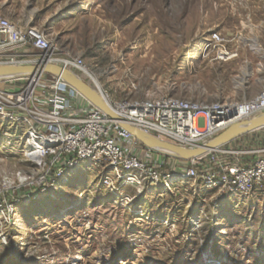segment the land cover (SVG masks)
<instances>
[{
	"label": "rangeland",
	"instance_id": "374dc122",
	"mask_svg": "<svg viewBox=\"0 0 264 264\" xmlns=\"http://www.w3.org/2000/svg\"><path fill=\"white\" fill-rule=\"evenodd\" d=\"M228 1L0 0V16L44 30L58 52L80 57L88 73L74 72L112 102H240L264 84L240 76L261 63L256 54L246 64L239 53L226 62L203 53ZM259 141L264 130L223 149L248 151ZM25 148L24 126L0 123V189L24 172ZM103 175L112 174L83 163L43 191L14 192L12 222H0V264H264V193L232 199L198 179L114 190L102 186Z\"/></svg>",
	"mask_w": 264,
	"mask_h": 264
},
{
	"label": "built area",
	"instance_id": "2783aa9c",
	"mask_svg": "<svg viewBox=\"0 0 264 264\" xmlns=\"http://www.w3.org/2000/svg\"><path fill=\"white\" fill-rule=\"evenodd\" d=\"M230 42L219 32H210L203 53L229 61L238 55L230 49ZM61 53L44 30L21 28L0 16V66L54 64L88 73L80 57ZM47 79L50 83H43ZM0 85L6 86L0 88V123L24 126L26 142L24 172L5 181L0 189V222H12L20 196L14 192L21 188L43 191L65 171L83 163L111 173V177L102 176L101 184L114 190L115 184L139 190L198 179L207 190L232 199L264 193V145L260 141L256 149L238 152L221 147L202 159L182 161L144 147L120 125L126 123L175 146L196 147L233 122L264 113V85L248 100L211 103L169 95L116 103L98 88L121 122L51 75L14 76L0 79ZM236 155L245 156V161L234 160Z\"/></svg>",
	"mask_w": 264,
	"mask_h": 264
},
{
	"label": "water",
	"instance_id": "95a60500",
	"mask_svg": "<svg viewBox=\"0 0 264 264\" xmlns=\"http://www.w3.org/2000/svg\"><path fill=\"white\" fill-rule=\"evenodd\" d=\"M36 73L47 74L59 78L108 117L121 122V119L112 111L99 90L86 83L73 70L54 64H43L38 66H0V79ZM120 125L135 140L148 149L176 160L193 161L204 158L209 153L226 146L243 135L264 129V113L249 119L233 122L205 143L192 148H183L160 141L126 123H120Z\"/></svg>",
	"mask_w": 264,
	"mask_h": 264
},
{
	"label": "crops",
	"instance_id": "0c3cea01",
	"mask_svg": "<svg viewBox=\"0 0 264 264\" xmlns=\"http://www.w3.org/2000/svg\"><path fill=\"white\" fill-rule=\"evenodd\" d=\"M228 3L230 10L219 12L211 22L210 30L219 31L229 39L230 49L237 50L244 63L249 64L250 54L251 57L256 54L261 63L252 64L245 73L240 70V76L264 79V0H231Z\"/></svg>",
	"mask_w": 264,
	"mask_h": 264
},
{
	"label": "trees",
	"instance_id": "16d2710c",
	"mask_svg": "<svg viewBox=\"0 0 264 264\" xmlns=\"http://www.w3.org/2000/svg\"><path fill=\"white\" fill-rule=\"evenodd\" d=\"M34 218L36 219V218H38V217H34ZM35 219H34V220H35ZM27 221H28V220H27Z\"/></svg>",
	"mask_w": 264,
	"mask_h": 264
},
{
	"label": "bare ground",
	"instance_id": "6f19581e",
	"mask_svg": "<svg viewBox=\"0 0 264 264\" xmlns=\"http://www.w3.org/2000/svg\"><path fill=\"white\" fill-rule=\"evenodd\" d=\"M194 122L196 123V119L194 120Z\"/></svg>",
	"mask_w": 264,
	"mask_h": 264
}]
</instances>
